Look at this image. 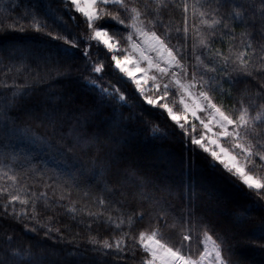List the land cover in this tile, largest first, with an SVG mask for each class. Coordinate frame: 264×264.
Listing matches in <instances>:
<instances>
[{
	"label": "trees",
	"instance_id": "trees-1",
	"mask_svg": "<svg viewBox=\"0 0 264 264\" xmlns=\"http://www.w3.org/2000/svg\"><path fill=\"white\" fill-rule=\"evenodd\" d=\"M239 5L247 9L246 16L264 11V0H225L221 11L227 14ZM26 8L50 25L47 31L69 40L75 37L76 55L71 58L59 55L57 46L69 45L27 27L31 16L24 15ZM49 8L54 16L47 15ZM73 14L75 21L61 0H0V18L11 23L19 17L26 26L23 32H0L3 61L0 79L11 84L15 78L17 85L26 86L27 93L16 98L5 110L6 114L0 112L7 125L0 127V151L7 159L0 156V160L14 168H23L29 188L46 191L50 196L53 188L47 185L54 187L58 177L60 183L75 177L80 187L72 189L70 197L60 203L70 206L74 202L78 210L87 208L104 215L96 221L78 211L73 219L65 207L49 210L38 204L37 219L41 223L37 224L23 218L18 221L0 206V264H141L144 253L138 246L135 256L126 252L120 258L113 250H107L113 253L110 255L93 251L94 246L88 241L92 236L112 242L113 237L120 235L119 230L104 223L109 214L115 217L119 212L158 211L148 199L151 196L169 209V223L175 222L174 216L191 212L194 220L207 226L214 239L223 238L232 250L228 257L231 264H264V233L259 231L264 226V210L252 208L253 201L259 197L246 186L237 187L239 181L220 166L213 167L211 158L191 145L164 111L146 105L134 84L115 69L111 53L102 44L98 46L96 41L84 39L90 30L79 13ZM171 15L174 23L182 27V13L175 10ZM55 17H63L64 23H54ZM108 27L111 31L120 26L110 23ZM232 27L236 40L231 43L236 45L244 28L239 21ZM252 31L253 47L258 42L264 43L255 29ZM172 44H177L175 38ZM85 47L93 62L104 64L100 74L91 70L83 56ZM214 47L227 52L228 38L224 37ZM49 54L51 61L47 59ZM57 60L60 74L53 70ZM9 67H12L10 73ZM92 80L110 91L119 89L126 103L102 98L89 85ZM261 83L264 80L248 77L231 88V97L216 95L215 100L231 109L245 90L254 94L260 90ZM224 87L229 86L225 83ZM11 91L0 89L9 97ZM153 128L159 131L154 132ZM105 188L111 189V213L105 211L107 204L97 207L92 203L96 196L104 195ZM59 192L57 189V195ZM85 192L90 195L85 196ZM3 202L0 200V205ZM81 220L84 222L80 223ZM41 224H49L53 231L46 235L47 228ZM33 227L37 230L30 231ZM147 227V220L138 223L131 235L138 236ZM57 228L59 233L55 231ZM203 230L196 235L201 236ZM124 231H128L127 227ZM166 235L171 242L178 243L177 229H169ZM132 243L125 239L126 245Z\"/></svg>",
	"mask_w": 264,
	"mask_h": 264
},
{
	"label": "snow or ice",
	"instance_id": "snow-or-ice-1",
	"mask_svg": "<svg viewBox=\"0 0 264 264\" xmlns=\"http://www.w3.org/2000/svg\"><path fill=\"white\" fill-rule=\"evenodd\" d=\"M61 2L73 21L76 19L73 12L84 18L90 30L84 39L94 40L98 46L102 44L107 52L111 53L115 69L135 85L146 105L164 111L188 137L190 144L211 158L213 167L220 166L230 177L239 181L237 187L246 186L259 197V200L253 201V209L264 210V204L260 203L264 201V83H261L260 90L254 94H248L245 90L231 109H226L222 103L215 100L216 95L231 97V88L248 77L264 80V43L258 42L257 46L253 47L255 37L252 31L255 29L260 40L264 41V11L259 15L252 12L250 16H246L244 12L247 9L244 5H239L225 14L221 11L225 0ZM175 10L182 13V27L174 23L171 13ZM24 15L31 16L27 27L45 33L53 41H63L64 45H69L57 46L59 55L68 58L76 55L73 51L78 47L75 37L69 40L64 35L47 31L50 25L27 8ZM47 15L54 16L51 8L48 9ZM21 20L22 18L18 17L9 23L0 18V32L25 31L26 26ZM237 21L244 31L240 33L239 44L233 45L231 42L236 40V35L232 25ZM54 23H64L63 17H55ZM110 23L120 27L110 31ZM158 29L161 30L159 33ZM224 37L229 40L227 52L214 47L217 42H223ZM174 38L177 40L175 45L172 44ZM82 54L94 73L100 74L104 70L103 63L91 60L88 47L83 49ZM20 55L24 57L25 54ZM47 59L51 61L52 54H49ZM56 65L53 70L60 74L59 60ZM0 67H3L2 60ZM11 71L12 67H9L8 73ZM16 71L19 72L20 69L17 68ZM8 73L3 75L7 76ZM138 73L141 74L139 77ZM149 83L151 87H148ZM225 83L229 86L227 89L224 87ZM89 85L104 99L111 98L121 104L126 103V97L117 88L110 91L95 80L89 81ZM25 87L17 85L15 78L11 84L0 79V89L12 90L10 97L0 92V112L6 114L5 110L16 98L27 95ZM0 127H7L2 117ZM153 131L157 132L159 129L153 128ZM0 156L7 159L3 151H0ZM25 175L23 168H14L0 160V200L4 201L0 206L4 213L16 220L23 218L40 224L37 219L40 215L38 204L49 210L65 207L73 219L78 211L96 221L103 217V212H93L87 208L78 210L74 202L70 206L60 203L70 197L72 189L80 187L75 177L64 179L63 183H60L58 177L54 187L47 185L53 188L50 196L46 191L37 192L30 189L24 179ZM57 189H60L58 195ZM103 192L104 195L96 196L92 203L97 207L107 204L105 211L111 213V189L105 188ZM84 195L88 196L90 193L85 192ZM52 197L57 199L53 200ZM148 199L158 211L147 214L119 212L115 217L109 214L104 223L119 230L120 235L113 237L112 242L107 238L98 240L90 236L88 242L94 246L93 251L110 255L113 253L107 250H113L123 258L126 252L135 256L138 246L144 253L141 264H231L228 257L232 250L226 246L227 242L220 237L214 239L207 231V226L194 220L191 212L174 216L175 222L169 223V209L154 196ZM145 220L148 221V227L139 231L138 236H132L131 230L134 226ZM41 226L47 228L46 235L53 231L49 224ZM25 227L27 229L28 226ZM88 227L90 229L91 225ZM125 227L128 231H124ZM173 228L177 229L178 243L171 242L166 235L168 230ZM200 229H204L203 233L197 236L196 233ZM36 230L35 227L30 229ZM55 231L59 233L58 228ZM259 231L264 233V226ZM126 238L133 243L126 245Z\"/></svg>",
	"mask_w": 264,
	"mask_h": 264
},
{
	"label": "rangeland",
	"instance_id": "rangeland-1",
	"mask_svg": "<svg viewBox=\"0 0 264 264\" xmlns=\"http://www.w3.org/2000/svg\"><path fill=\"white\" fill-rule=\"evenodd\" d=\"M140 75H141V74H139V73L137 74L138 77H139ZM125 78H126V77H125ZM126 79H127V78H126ZM127 80H128V79H127ZM134 86H135V85H134ZM148 87H151V84H150V83H149ZM171 100H172V98L170 97V98H169V103H171Z\"/></svg>",
	"mask_w": 264,
	"mask_h": 264
}]
</instances>
